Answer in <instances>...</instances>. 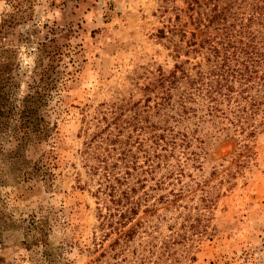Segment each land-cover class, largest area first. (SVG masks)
<instances>
[{"label":"rangeland","instance_id":"obj_1","mask_svg":"<svg viewBox=\"0 0 264 264\" xmlns=\"http://www.w3.org/2000/svg\"><path fill=\"white\" fill-rule=\"evenodd\" d=\"M187 11V0H0L2 60L12 63L19 98L41 69L45 37L56 36L61 48L54 73L59 81L45 106V118L54 125V146L22 151L18 162L0 154V264L121 261L110 247L116 235L100 246L96 182L82 149L111 104L114 110L123 106L117 111L122 120L138 116L144 126L163 123V114L149 108L158 99L159 77L180 60H188L194 74L193 64L202 59L194 47L186 48L190 32L199 33ZM241 13L247 18L240 27L243 41L264 53V0H244ZM182 28L188 30L186 36L179 32ZM176 46H183L180 57L175 56ZM253 76L249 86L255 84L247 92L252 98L243 103L256 100L257 106L244 130H223L218 118L210 127L203 124V143L192 138L199 159L188 163L181 183L162 191L186 184L176 200L180 207L160 203L136 219L159 224L161 232L154 233L160 238L181 232L190 211L191 221L199 223L200 232L192 235L190 230V239L176 245L172 259L160 264L264 263V66ZM259 76L263 79L258 82ZM143 129L131 125L125 133L145 138L150 132ZM3 139L0 133L1 143ZM13 147L5 145L7 150ZM38 158L41 171L24 179L20 168L31 170ZM153 260L141 264H156Z\"/></svg>","mask_w":264,"mask_h":264},{"label":"trees","instance_id":"obj_2","mask_svg":"<svg viewBox=\"0 0 264 264\" xmlns=\"http://www.w3.org/2000/svg\"><path fill=\"white\" fill-rule=\"evenodd\" d=\"M187 1L190 24L199 33L190 32L186 48L194 47L192 51L202 55V59L193 64L194 74L186 66L189 61L180 60L173 71L159 77L155 85L160 90L158 99L149 108L153 114H163L160 120L163 123L151 122L144 126L138 116L122 120L117 111L123 106L114 110L111 104L102 111L98 118L100 128L84 142L82 149L85 166L96 182L93 196L98 204L100 246L108 237L116 235L110 244L117 250L116 255L122 257L116 264L138 261L141 264L147 258L160 264L172 259L176 245L190 239V230L192 235L196 230L200 232L199 223L191 221V211L184 216L182 231L169 237L160 238L154 233L161 232L159 224L136 219L140 213L151 212L160 203L180 207L176 200L184 195L186 184L162 191L171 184L174 187L181 183L188 163L199 159L200 152L193 149L192 138L203 143L199 136L203 124L210 127L218 118L223 130L231 126L244 130L257 106L256 100L249 101V105L243 103L252 98L247 92L255 84L249 86L256 79L253 73L264 66V53L253 42L242 39L240 27L247 19L241 13L244 0ZM179 32L186 36L188 30L182 28ZM161 34L165 35V31L161 30ZM176 48L175 56L180 57L183 46ZM60 49L56 36L45 37L40 44L41 69L35 72L28 92L19 98L14 91V68L9 60H2L4 49L0 47V133L5 138L0 142V154H6L12 161H17L22 151L34 149L37 152L45 149L43 145L54 146V125L45 118V106L49 92L57 88L59 81L54 73L55 62L61 59ZM185 53L189 54L190 50ZM45 60L48 63L44 66ZM262 77L259 76L258 82ZM102 123L106 125L102 127ZM131 125L149 129L150 133L145 138H134L125 133V128ZM7 143H14V147L7 150ZM37 161L31 170L20 168L24 179L41 171V159ZM28 162L23 161L25 166ZM50 163L56 165L52 159ZM46 175H42L43 179ZM138 240L141 249L135 246ZM253 264L264 263L255 260Z\"/></svg>","mask_w":264,"mask_h":264}]
</instances>
